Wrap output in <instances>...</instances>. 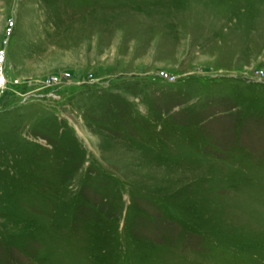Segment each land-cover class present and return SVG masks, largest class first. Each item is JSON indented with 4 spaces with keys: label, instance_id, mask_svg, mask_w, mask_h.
<instances>
[{
    "label": "rangeland",
    "instance_id": "374dc122",
    "mask_svg": "<svg viewBox=\"0 0 264 264\" xmlns=\"http://www.w3.org/2000/svg\"><path fill=\"white\" fill-rule=\"evenodd\" d=\"M0 264H264V0H0Z\"/></svg>",
    "mask_w": 264,
    "mask_h": 264
},
{
    "label": "built area",
    "instance_id": "2783aa9c",
    "mask_svg": "<svg viewBox=\"0 0 264 264\" xmlns=\"http://www.w3.org/2000/svg\"><path fill=\"white\" fill-rule=\"evenodd\" d=\"M7 50L0 52V97L8 91L9 79L7 75Z\"/></svg>",
    "mask_w": 264,
    "mask_h": 264
}]
</instances>
